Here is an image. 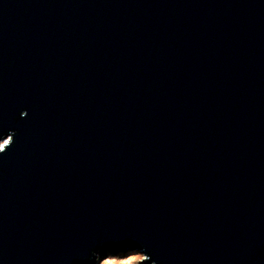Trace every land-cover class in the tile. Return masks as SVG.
<instances>
[{
  "label": "water",
  "instance_id": "1",
  "mask_svg": "<svg viewBox=\"0 0 264 264\" xmlns=\"http://www.w3.org/2000/svg\"><path fill=\"white\" fill-rule=\"evenodd\" d=\"M264 264V0H0V264Z\"/></svg>",
  "mask_w": 264,
  "mask_h": 264
},
{
  "label": "rangeland",
  "instance_id": "2",
  "mask_svg": "<svg viewBox=\"0 0 264 264\" xmlns=\"http://www.w3.org/2000/svg\"><path fill=\"white\" fill-rule=\"evenodd\" d=\"M145 256L137 250L109 255L99 264H145Z\"/></svg>",
  "mask_w": 264,
  "mask_h": 264
},
{
  "label": "trees",
  "instance_id": "3",
  "mask_svg": "<svg viewBox=\"0 0 264 264\" xmlns=\"http://www.w3.org/2000/svg\"><path fill=\"white\" fill-rule=\"evenodd\" d=\"M129 251H134V250H127V251H124V252H119L118 255H119L120 253H127V252H129Z\"/></svg>",
  "mask_w": 264,
  "mask_h": 264
}]
</instances>
